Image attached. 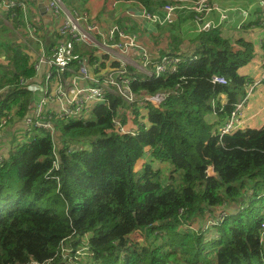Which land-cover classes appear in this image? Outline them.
Wrapping results in <instances>:
<instances>
[{"label":"trees","instance_id":"obj_1","mask_svg":"<svg viewBox=\"0 0 264 264\" xmlns=\"http://www.w3.org/2000/svg\"><path fill=\"white\" fill-rule=\"evenodd\" d=\"M115 1L137 2L155 14L186 0ZM61 2L70 9L74 0ZM13 14L14 26H22L24 11ZM258 26L264 27L260 19L236 31H201L193 55H182L173 74L148 77L129 66L136 96H177L155 106L128 105L108 94L89 120L52 121L57 142L44 130L21 126L37 75L24 56L31 66L13 74L0 102V120L7 118L0 135L10 144L0 163V264H61L65 244L72 256H80L79 247L87 250L77 264H264V215L255 205L264 200V127L220 133L254 83L242 70L264 58V39L258 52L236 32ZM52 36L54 49L60 37ZM88 49L75 45L74 54L98 65L94 73L119 68L99 46ZM179 52L174 41L164 55L178 58ZM216 76L229 84H214ZM116 120L134 132L117 131ZM142 160L145 171L136 180ZM151 162L168 163L169 175L164 179ZM221 213L226 216L209 235L207 218Z\"/></svg>","mask_w":264,"mask_h":264},{"label":"built area","instance_id":"obj_2","mask_svg":"<svg viewBox=\"0 0 264 264\" xmlns=\"http://www.w3.org/2000/svg\"><path fill=\"white\" fill-rule=\"evenodd\" d=\"M46 1L48 2L47 9L53 18L61 20L62 15L65 14V19L63 18L61 25L52 31V35L57 34L60 37L59 44L54 49L49 50L50 52L43 53L38 61L34 63L37 75L42 74V81L39 86L30 83V90L34 100H36V106L31 111L32 116L26 118V127L44 129L55 139L57 131L53 127L52 121L64 118L89 120L93 108L107 102L108 94L122 97L128 105L152 103L155 106H159L169 96H177V92H170L153 97H140L132 92V78L127 69L129 66L136 69L133 55L135 53L140 54V46L136 36L120 30L119 27H113L106 37L100 39L104 46L129 56V59L116 56L115 60L120 62V66L118 69L112 70L113 72L109 76L92 74L89 59L81 55H75L74 48L75 45L97 46L98 41L95 39L96 27L86 17L78 13L68 15L61 0ZM261 5L264 7V1ZM194 8L199 16L198 19H202L203 14L212 10L210 0L196 1ZM15 9H22L25 16L28 17L25 0H0V13L13 14ZM175 9L176 6H166L163 10L165 12L164 17H161L158 13L149 14L143 10L140 17L155 26L163 27L171 23V16ZM211 28L215 27L207 24L202 31ZM141 56L143 61L146 62L143 68L146 71V67L150 65V62H148L145 52L141 53ZM180 62V58L164 55L153 64V69L146 71L145 74L154 78L173 74ZM213 83L226 86L229 81L225 77L216 76L213 78ZM21 84L26 85L29 83L25 81ZM253 92L254 87L248 89L247 98L237 106L229 122L221 128V135L231 134L243 129L242 114ZM6 121L7 119H4L3 123ZM114 123L115 129L119 132L130 134L134 132L132 129L123 127L117 120ZM225 216L226 214L221 213L218 219L220 220ZM216 219L207 218V224L215 226L219 221ZM261 232L262 241H264V223Z\"/></svg>","mask_w":264,"mask_h":264},{"label":"crops","instance_id":"obj_3","mask_svg":"<svg viewBox=\"0 0 264 264\" xmlns=\"http://www.w3.org/2000/svg\"><path fill=\"white\" fill-rule=\"evenodd\" d=\"M39 1L40 0H27L29 3L27 4L29 11L27 19L30 18L33 25H35V28L41 25L39 27L43 33L41 35L51 36L53 41L55 37L52 36V31L61 25L65 18L62 16L61 20H56L52 17L48 9V11L42 13L43 11H41L38 6ZM262 1L264 0H210L212 10L211 12L203 14L202 19H198L199 16L195 12V1H182L176 6V9L171 16V23L163 27L155 26L142 19L140 15L144 9L137 2L133 1L74 0L70 9L64 8V6L63 8L65 11L67 10L66 12L68 14L74 12V14L78 13L79 15L86 17L88 21L96 27L95 39L98 41V45L101 49L104 45L100 38L106 37L113 27H119L120 30L125 31L132 36H136L140 46V54L135 53L133 55V62L136 65V69L142 73H146V71H149L148 69L150 66H153L162 55L169 51L170 44L172 42L174 43V41H177L180 44L178 58H181L182 55H187L188 57L191 56V51L194 52L192 49V43L207 24H211L215 28L221 27L236 31L260 19L264 26V7L261 5ZM163 10L164 9L158 13L161 17L165 16ZM13 17L12 14L7 15L5 12L0 13V27L6 25L8 26L7 28L12 30L15 34L14 28L16 26H14L12 22ZM25 21L22 26L19 25L23 29L21 31H23V35L29 33V39L35 42L33 39L35 32L34 30L33 32L30 30V24L28 23L27 25V21ZM24 25L25 27L27 26L26 29L28 28V32L24 28ZM161 29L163 30V33H161ZM259 30H262L261 33ZM16 32L17 34H22V32ZM236 36H238V38L242 36L247 41L254 42L256 45V51L260 52L259 45L264 39V27L258 26L252 30L250 29L248 33L236 32ZM18 41L20 43V40ZM256 41H258L257 44ZM0 50H2L0 52V60L7 63V58L3 54V52H5L4 47ZM38 51L39 49L33 50V53L30 54V49L27 50L26 48H22L15 60V63L18 64L19 67L11 69L7 83L6 81L0 82V102L2 99L4 100L8 94L6 89L13 74L31 66L29 64L34 63L35 52ZM103 52L105 55H110L113 60H115L116 56H123L121 53H118V51H109L108 48H104ZM143 52L147 54L146 58L148 62H150V65L146 67V71L143 69L145 66H143L144 62L141 56V53ZM98 53L100 52L97 51V54ZM24 56L29 59L30 63H23L21 59ZM124 58L129 59V56ZM117 62L119 63V61ZM261 62L263 63L262 59L249 66L244 73L253 78V84L255 87L257 83L261 84L262 79H264V67L261 65ZM41 81L42 74H39L32 79V84L39 86ZM28 106L30 107V110L21 123L22 127L27 126L26 118L32 116L31 111H33L36 106V100H34L33 96L29 99ZM11 118L12 116L9 115L8 119L10 120ZM4 119L7 118L2 117L0 123L3 122ZM242 121L244 123L242 130L261 129L264 127V87L262 85L261 89H259L256 94H252V97L246 104V108L242 114ZM3 142L4 138L0 135V158L2 159L5 158V155L2 154L5 153V150L3 151L2 149L5 147L4 145H6Z\"/></svg>","mask_w":264,"mask_h":264},{"label":"rangeland","instance_id":"obj_4","mask_svg":"<svg viewBox=\"0 0 264 264\" xmlns=\"http://www.w3.org/2000/svg\"><path fill=\"white\" fill-rule=\"evenodd\" d=\"M24 18L27 21V25L29 23L30 26H31L30 30L32 32L34 30V32H35L34 36H33V39L35 40L36 43L29 39V33H27V35L26 34L23 35V31H21L23 29H22L21 26L14 28V31H15L16 35L13 33L12 30L7 28L8 26L4 25L6 28L5 27H0V45H1L0 49L4 47L5 52H3V54L7 58V63H4L2 60H0V82L6 81V83H7L8 75L11 73V69L19 67V65L15 63V60H16L17 55L21 52L22 48H26L27 50L30 49L31 50L30 54L33 53V50L39 49L38 52H35L34 63H36L38 61V59L43 55V53H45L46 51L52 50L51 49V44L54 42V40L52 41L51 36L49 37V36L41 35V34H43L41 29L39 28L41 25L37 26V28H34L32 26V24H31L33 22H31L30 18L27 19L26 16H24ZM26 27L24 25L25 29H26ZM16 31L22 32V34H17ZM26 31L28 32V28L26 29ZM261 31H260V33H261ZM47 37H49V38H47ZM18 40H20V43H19ZM257 42L258 41H256V44H257ZM92 48L93 47H89V49H92ZM43 49H44V51H43ZM108 50L109 51H113V50L109 49V47H108ZM1 51L2 50H0V52ZM113 52H117V51H113ZM118 53H120V52H118ZM192 54H193V52L191 51L190 55L192 56ZM122 55L124 57H127V55H125V54H122ZM188 55H189V53H188ZM81 56L88 59V57L85 56V55H81ZM262 61H263V63L261 62L262 63L261 65L264 67V58L262 59ZM94 67L95 66L93 65V68ZM246 70L247 69L242 70V73L244 74ZM99 71H100V73H98V74L101 75V76H109L113 72L107 66L100 67ZM92 74L97 75L94 72H92ZM254 89L255 90L253 92V95L256 94L259 89H261V84L257 83V85H256V87ZM246 96H247V92H246ZM245 97L242 100H244ZM26 128H28V127H26ZM54 140H55V142H57V140H58L57 135H56ZM4 144H6V145H4L5 147H3L2 150L6 151V150H8L10 148L9 140L8 141L5 140ZM2 154H4V153H2ZM0 160H1V162L4 161V159H2V158H0ZM143 160L140 161L136 165V167L134 169V178L136 180L141 178L143 173H144V171H145V166H143ZM151 164L157 167L155 171H157V170H161L162 171L164 179L169 175V170H170L171 167L169 166L168 163H165V164L161 165V164H158V163H155V162H151ZM249 185L250 184L247 182L246 183V187H249ZM255 205H256V211L259 212L261 215H264V200L256 201ZM217 220H219V219H217ZM208 226L209 227L204 228V231H207V233L209 235L214 233V232H216V228H210V226H212V225H208ZM195 227H196V225H195ZM136 238L139 239L140 237L136 236ZM78 249H79V252H80V256H72L73 248L71 246L69 247V246H67L65 244L64 247H63V250H62L63 256H62L61 264H77L79 262V260H82L84 258V256H85V254L87 253V250H85L83 247H79ZM80 257H82V259H80Z\"/></svg>","mask_w":264,"mask_h":264},{"label":"bare ground","instance_id":"obj_5","mask_svg":"<svg viewBox=\"0 0 264 264\" xmlns=\"http://www.w3.org/2000/svg\"><path fill=\"white\" fill-rule=\"evenodd\" d=\"M26 1H27V0H25V3H26ZM43 1H46V0H43ZM46 2H47V1H46ZM195 2H196V1H195ZM47 3H48V2H47ZM27 4H28V3H26V6H27ZM177 5H178V4H176V5H174V6H177ZM144 11H145V10H144ZM8 14H9V13H7V15H8ZM67 14H68V13H67ZM70 14H71V13H70ZM70 14H68V15H70ZM9 15H10V14H9ZM12 15L15 16L14 14H12ZM71 15H72V14H71ZM73 15H75V14H73ZM62 16H64V15H62ZM64 18H65V17H64ZM78 46H80V45H78ZM97 46H99L98 43H97ZM97 46H94V45H93L92 47H97ZM99 47H100V46H99ZM104 48H108V46H104V47L102 48V50H104ZM143 62H144V63H143V66H144L146 62H145V61H143ZM119 63H120V62H119ZM89 66H90V64H89ZM134 67H135V66H134ZM90 68H91V71L94 72L95 69H98V65H95L94 68H93V66H90ZM162 76H163V75H162ZM160 77H161V76H160ZM228 84H229V83H228ZM251 87H254V88H255V85H254V84H248V85L246 86L247 90H248L249 88H251ZM247 95H248V93H247ZM246 98H247V96H246ZM246 98H245V99H246ZM245 99H244V100H245ZM241 103H242V102H241ZM102 104H103V103H102ZM239 104H240V103H239ZM239 104H238V105H239ZM238 105H236V108H237ZM236 108H235V110H236ZM234 112H235V111H234ZM234 112H233V113H234ZM6 124H7V121H6L5 123L1 122V123H0V129L3 128L4 126H6ZM40 130H44V129H40ZM44 131L47 132L46 130H44ZM236 132H237V131H236ZM233 133H235V132H233ZM233 133H231V134H233ZM207 226H208V225H207ZM208 227H209V226H208ZM261 227H262V225H261Z\"/></svg>","mask_w":264,"mask_h":264},{"label":"water","instance_id":"obj_6","mask_svg":"<svg viewBox=\"0 0 264 264\" xmlns=\"http://www.w3.org/2000/svg\"><path fill=\"white\" fill-rule=\"evenodd\" d=\"M38 6H39V8L41 9V11H43L42 13H45V11H48V10H47V8H48V3H47L46 1L40 0ZM63 6H64V4H63ZM64 8H66V7L64 6ZM44 9H45V10H44ZM209 175H210V177H214V178H216L218 181L222 182V178H221V176H220L219 174H216V173L214 172V170H211V171L209 172Z\"/></svg>","mask_w":264,"mask_h":264}]
</instances>
